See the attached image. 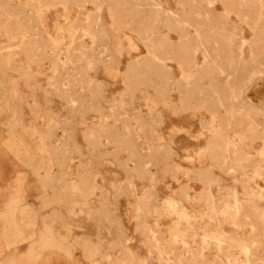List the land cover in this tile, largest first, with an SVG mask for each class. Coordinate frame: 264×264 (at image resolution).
<instances>
[{
	"label": "rangeland",
	"instance_id": "rangeland-1",
	"mask_svg": "<svg viewBox=\"0 0 264 264\" xmlns=\"http://www.w3.org/2000/svg\"><path fill=\"white\" fill-rule=\"evenodd\" d=\"M13 258L264 264V0H0Z\"/></svg>",
	"mask_w": 264,
	"mask_h": 264
},
{
	"label": "bare ground",
	"instance_id": "bare-ground-1",
	"mask_svg": "<svg viewBox=\"0 0 264 264\" xmlns=\"http://www.w3.org/2000/svg\"><path fill=\"white\" fill-rule=\"evenodd\" d=\"M17 180H18V179H17ZM19 183H20V181H19ZM20 188H21V187H20ZM20 196H21V193H16L17 201H19L18 198L21 199ZM7 206H8V205H7ZM7 215H8V214H7ZM49 251H53V250H49ZM53 253H54V252H53ZM29 254H30L31 256H33V257H38V256H39V253L34 254L32 250L29 251ZM54 254H55V253H54ZM4 264H14V258H13V259H10L8 262H6V263H4Z\"/></svg>",
	"mask_w": 264,
	"mask_h": 264
}]
</instances>
